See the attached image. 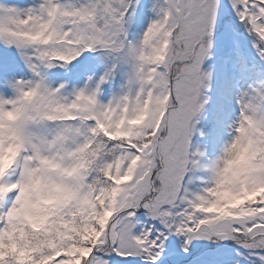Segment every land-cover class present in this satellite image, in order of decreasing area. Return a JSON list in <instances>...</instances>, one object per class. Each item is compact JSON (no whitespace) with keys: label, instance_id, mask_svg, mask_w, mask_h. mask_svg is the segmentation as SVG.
Wrapping results in <instances>:
<instances>
[{"label":"snow or ice","instance_id":"snow-or-ice-1","mask_svg":"<svg viewBox=\"0 0 264 264\" xmlns=\"http://www.w3.org/2000/svg\"><path fill=\"white\" fill-rule=\"evenodd\" d=\"M0 264H264V0H0Z\"/></svg>","mask_w":264,"mask_h":264},{"label":"rangeland","instance_id":"rangeland-1","mask_svg":"<svg viewBox=\"0 0 264 264\" xmlns=\"http://www.w3.org/2000/svg\"><path fill=\"white\" fill-rule=\"evenodd\" d=\"M220 35L217 36V46L216 49H221L222 45H221V40H219L221 37H219ZM221 42V43H220ZM247 45V42H243V46ZM215 49V50H216ZM233 49V46H232ZM232 49L228 50V53L225 52L224 50H222V55L220 56L221 59H217V64L216 65V70H215V74L218 73L219 70L222 71V67H223V59L225 57H228L229 55L232 56L233 59L236 58V53L235 51H233ZM252 50V49H251ZM248 53H252L253 58H250L249 63H252V61L254 60L255 57V53L251 52V51H247L245 52V54L249 57ZM212 61V60H211ZM210 61H208L209 64ZM207 66V65H206ZM215 78V83H214V87L213 90L210 92L211 94L208 93V95L210 96V102L208 103V105L206 106L204 112L201 114V116L199 117L200 123L198 125H201L203 122H206V119H216L218 118V123L221 124V132L225 133V142L229 139V125L231 124L232 120L235 118L234 117V109L235 111H238V108H236L235 103L232 104L230 102H219V100L217 99L216 96H219L220 100H224L223 96H228L230 98H234L238 89H232L231 91H226L224 90V88L222 87V75L220 77H214ZM248 85L247 84H241L240 87L246 88ZM221 95V97H220ZM234 101V100H231ZM218 108L220 110V112L215 116H211V114L215 113V109ZM220 127H218L217 131L219 132ZM198 134L200 135V130L198 131ZM216 134V133H215ZM216 136V135H214ZM221 138V136H220ZM217 141V140H216ZM221 141V140H220ZM197 144V138L193 137V143ZM218 142V141H217ZM219 154V151L214 154L215 156ZM211 156H213L211 154Z\"/></svg>","mask_w":264,"mask_h":264}]
</instances>
